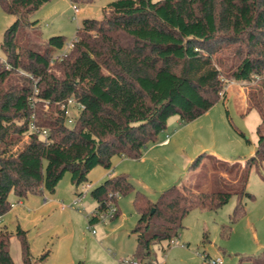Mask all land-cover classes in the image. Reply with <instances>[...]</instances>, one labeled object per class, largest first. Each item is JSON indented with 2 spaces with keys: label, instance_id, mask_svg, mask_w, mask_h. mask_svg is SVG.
<instances>
[{
  "label": "trees",
  "instance_id": "obj_1",
  "mask_svg": "<svg viewBox=\"0 0 264 264\" xmlns=\"http://www.w3.org/2000/svg\"><path fill=\"white\" fill-rule=\"evenodd\" d=\"M46 1L0 0L16 17L1 41L6 58L0 57V217L12 206L11 192L19 200L54 192L68 172L79 185L94 167L110 169L116 155L139 158L170 117L197 118L226 97L231 81L260 76L264 90V0H112L102 18L83 19L64 54V35L44 41L27 28L36 25L29 15ZM70 98L83 105L73 125L63 107ZM249 98L250 108L263 117L257 148L245 162L209 154L214 188L173 184L154 201L126 172L91 188L99 211L134 192V255L142 264H150L154 244L171 246L193 208L217 209L236 195L231 220L247 213L243 200L254 198L247 189L250 172L264 170V104L256 91ZM32 122L48 130L46 138L31 129ZM199 163L200 155L190 167ZM14 234L21 239V264L47 259L49 249L33 260L25 229L3 225L0 264H17L10 250ZM243 263L264 264V249Z\"/></svg>",
  "mask_w": 264,
  "mask_h": 264
},
{
  "label": "rangeland",
  "instance_id": "obj_2",
  "mask_svg": "<svg viewBox=\"0 0 264 264\" xmlns=\"http://www.w3.org/2000/svg\"><path fill=\"white\" fill-rule=\"evenodd\" d=\"M111 1L48 0L29 15L36 25L27 28L34 38L44 41L52 35H64L67 44L83 19L102 18ZM73 5L79 8L77 13ZM15 18L0 5L1 58H6L1 47L4 32ZM261 79L257 76L251 82L227 83L226 97L193 120L184 122L178 115L170 117L166 129L148 143L139 158L116 155L110 169L94 167L88 179L79 185L72 183L68 172L54 192L27 194L21 198L22 203L11 192L12 206L0 217V226L6 224L15 231L19 223L26 229L30 255L35 261L49 249L47 259L39 264H76L80 260L83 264H118L122 257L134 255L137 242L132 229L139 217L133 205L134 192L119 196L117 216L92 221L93 232L88 221L96 206L91 188L103 181L108 172L128 173L135 188L154 201L173 184L199 183L202 190L214 188L215 169L209 154L222 160L245 162L257 148V128L263 117L259 110L250 108L249 92L256 91L264 104ZM42 106L48 108L46 104ZM198 155L199 165L191 168ZM261 170L253 168L250 172L247 189L254 198L243 200L247 207L244 216L231 220L236 195L217 209L193 208L182 219L177 243L170 247L165 242L152 246L150 264H214L204 259L206 254L212 258L220 255L226 264H240L245 256L260 255L264 249V170ZM10 250L16 263L21 264L22 245L17 234L11 237Z\"/></svg>",
  "mask_w": 264,
  "mask_h": 264
},
{
  "label": "built area",
  "instance_id": "obj_3",
  "mask_svg": "<svg viewBox=\"0 0 264 264\" xmlns=\"http://www.w3.org/2000/svg\"><path fill=\"white\" fill-rule=\"evenodd\" d=\"M73 6H74L75 13H77L79 11V8L76 5H73ZM75 40H76V35L73 37L72 40L67 42V44H66V46L62 52L63 54L66 53L73 46V43ZM63 107L66 108L67 123L70 125H73L75 123L77 116L79 115V111L83 108V105L80 102H76L73 98H70L68 100V103L64 104ZM72 109H75L76 111L73 112ZM31 129L33 131L40 133L44 138L47 137L48 130L47 129H41L40 127H38L36 125L35 122H32ZM116 213H117V207H116V204L114 202L109 203V206L106 210L99 211V210L95 209L94 212L88 216L89 227L91 228V221L90 220L93 218V216L96 217L97 219L108 220L109 218H114L116 216ZM91 229L93 232L95 231L93 228H91ZM177 236H173L170 239V241H169L170 245L178 242ZM207 258H208V262H212L214 264H226V262L224 261V258L220 255L215 257V258L208 257V255H205L204 259H207ZM118 264H142V263L139 261V259L135 255H127V256L119 259ZM163 264H167V263L164 262Z\"/></svg>",
  "mask_w": 264,
  "mask_h": 264
},
{
  "label": "crops",
  "instance_id": "obj_4",
  "mask_svg": "<svg viewBox=\"0 0 264 264\" xmlns=\"http://www.w3.org/2000/svg\"><path fill=\"white\" fill-rule=\"evenodd\" d=\"M109 171V170H108ZM110 175H114L113 174V172L111 173V172H108L107 173V176H106V178L108 177V176H110ZM102 182V181H101ZM97 185V184H96ZM95 185V186H96ZM23 202V200H18V203H22ZM96 205H97V203H96ZM96 207V206H95ZM4 216V215H3ZM5 226H7L6 224H4ZM17 226H20L22 229H24L19 223L17 224ZM8 227V226H7ZM17 228V227H16ZM10 230H12L11 228H9ZM26 230V229H25ZM14 231V230H13ZM206 255H208V254H206Z\"/></svg>",
  "mask_w": 264,
  "mask_h": 264
},
{
  "label": "water",
  "instance_id": "obj_5",
  "mask_svg": "<svg viewBox=\"0 0 264 264\" xmlns=\"http://www.w3.org/2000/svg\"><path fill=\"white\" fill-rule=\"evenodd\" d=\"M153 210H154V209H153ZM153 210H152V211H153Z\"/></svg>",
  "mask_w": 264,
  "mask_h": 264
}]
</instances>
